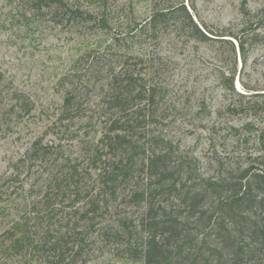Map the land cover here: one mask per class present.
<instances>
[{
  "label": "rangeland",
  "instance_id": "1",
  "mask_svg": "<svg viewBox=\"0 0 264 264\" xmlns=\"http://www.w3.org/2000/svg\"><path fill=\"white\" fill-rule=\"evenodd\" d=\"M59 1L52 13L32 0H0V229L46 190L59 169L52 163H67L85 173L74 207L84 210L85 197L94 195L92 218L76 222L86 264H144L149 204L151 215L180 219L185 233L200 239L214 198L207 194L191 209L177 198L179 190L264 163V0ZM181 4L213 39L179 27ZM156 12L166 15L150 27ZM120 78L129 81L127 88ZM70 92L75 104L65 106ZM118 93L138 97L124 116L103 103ZM111 115L120 118L118 125L135 117L133 147L152 139V150L169 152L166 167L180 187L141 197L152 180L138 163L115 193L97 190L95 167L103 164L87 156L98 143L103 160L99 139ZM38 138L52 144L50 161L23 159ZM181 161L185 167L176 172ZM247 214L254 221L261 211ZM226 226L231 246L207 264H264V240L239 222Z\"/></svg>",
  "mask_w": 264,
  "mask_h": 264
},
{
  "label": "trees",
  "instance_id": "2",
  "mask_svg": "<svg viewBox=\"0 0 264 264\" xmlns=\"http://www.w3.org/2000/svg\"><path fill=\"white\" fill-rule=\"evenodd\" d=\"M32 2L38 9L44 6L52 8V13L61 8L59 0H32ZM180 9L184 14V18L179 21L180 28L187 27L190 34L199 40L213 39L197 26L183 4L180 5ZM165 15V12L153 13L146 24L152 27L159 20L158 18ZM239 45L242 44L238 41ZM116 77V75L110 77L111 85L114 83L116 86ZM119 80L121 83L125 81V85L121 88L128 87L129 81H123L121 78ZM121 95L118 93L106 97V101H103L109 108L116 110L113 111V115L116 112H121L122 115L126 113L133 107L135 98H138L132 100V97L122 98ZM75 99L73 93H68L64 97V105H74ZM16 102L17 100H14V104ZM113 115L105 121V132L99 139L101 148L105 150L103 160L97 151L98 143L94 145V152L88 153L87 156L88 160L93 162L100 160L103 164L95 167V170H98L95 173L97 190L115 193L118 183L129 182L133 169L138 163L142 170L148 172L149 179L152 180L147 184V191L140 193L141 197L147 193L148 199L151 200L156 193L176 189L179 183L173 177L175 171H168L166 167L169 152L152 150L150 148L154 141L152 139L141 146L133 147L129 130L133 127L134 121L136 122L135 117H123L121 125H118L116 123L120 122V118ZM50 147H53L52 144L44 143L43 139H35L26 149L23 159L50 161L51 152L48 151ZM52 164H56L54 166L59 169H56L55 174L47 180L46 190L36 201H31L19 209L18 215L8 219L0 229V264H86L82 259L84 239L76 222L81 218H92L88 217V214L93 213L95 209L89 202L94 195L88 194L89 196L85 197L82 204L87 207L84 210L74 207L80 201L78 191L81 190L85 173L82 174V170H78L74 164ZM184 165L185 163L181 161L177 165L176 172L183 170ZM179 191L177 198L188 204L191 209H196L207 194L213 196L215 203L211 217L207 221V232L200 239L189 237L185 233L186 222L177 218L151 215L152 208L149 204L145 208V212L150 215L144 222L146 230L142 251L144 264H183L184 262L207 264L209 256H214L218 260L224 258L225 251L232 243L228 240L227 234L231 236V232L226 226V221L234 224L239 222L251 230V234L257 233L264 240V163H258L255 167H245L237 177L232 176L221 182L203 179L200 183L190 185L184 193L181 189ZM255 209H260L261 214L257 220L251 221L247 213ZM212 236L214 238L217 236V240H209ZM193 242L199 244L195 246L197 249L191 252ZM201 249L204 251L201 252ZM238 249L234 251L237 256L240 255L238 251L243 250Z\"/></svg>",
  "mask_w": 264,
  "mask_h": 264
}]
</instances>
